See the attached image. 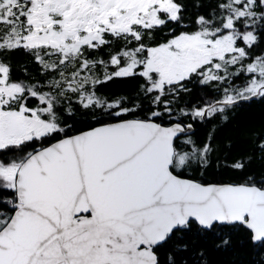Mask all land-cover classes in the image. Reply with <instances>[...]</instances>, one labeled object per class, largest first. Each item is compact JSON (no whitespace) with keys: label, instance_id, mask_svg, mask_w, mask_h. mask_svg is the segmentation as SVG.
Masks as SVG:
<instances>
[{"label":"snow or ice","instance_id":"6c2138e0","mask_svg":"<svg viewBox=\"0 0 264 264\" xmlns=\"http://www.w3.org/2000/svg\"><path fill=\"white\" fill-rule=\"evenodd\" d=\"M17 52L39 78L26 66L13 77L5 57ZM129 78L141 80L134 97L98 94ZM189 85L220 98L181 107ZM253 100L264 101V0H0V264H212L209 248L234 251L241 232L240 247L264 250V177H197L264 164V133L232 161L213 143ZM77 114L116 122L69 135Z\"/></svg>","mask_w":264,"mask_h":264},{"label":"trees","instance_id":"16d2710c","mask_svg":"<svg viewBox=\"0 0 264 264\" xmlns=\"http://www.w3.org/2000/svg\"><path fill=\"white\" fill-rule=\"evenodd\" d=\"M188 14L194 15L195 10L189 5ZM188 17L186 16V20ZM169 27L174 28L175 31L171 35L178 34L182 29L174 25ZM169 38L167 31L158 33L153 41L149 43L155 46L157 43H163ZM22 60L23 64L30 60L29 57L16 54L13 58L14 61ZM29 62V61H28ZM141 80L138 78L129 79H116L108 82L107 84L100 85L98 87V94L103 97L112 100L117 97H134L138 92ZM236 86L243 85V80H236ZM192 89L190 93H182L180 99L176 101L181 107L185 106H201L205 99H217L219 93L204 89L200 86L189 85ZM147 116V109L138 111L136 115L129 114L127 119H144ZM116 122L108 117L103 118H90L77 114V116L67 119V123L72 125V129L68 132L69 135L77 134L81 131H86L94 126H99L100 123ZM165 124L169 121L166 119ZM216 127L215 122H211L207 125L196 124L194 128V139L198 142H204L208 137L209 132ZM264 133V101L253 100L247 102H241L235 111L231 114L229 122L219 127L216 131L215 140L213 143L218 146L219 151L217 155L223 159L227 156L229 161L236 159L237 157L247 155L252 148V134ZM54 141H49L52 143ZM231 143V148H227L226 145ZM31 151V147L28 148ZM249 174H253L256 177H264V164L259 160H255L245 170V172H234L230 169L213 166L207 172V174L200 178L204 183H241L245 177ZM189 176L192 174L189 173ZM244 238V234L236 233L233 235L234 241H236L235 250L231 252H219L209 248V259L212 264H250L251 261L264 257V250L254 249L248 246L240 247L239 242Z\"/></svg>","mask_w":264,"mask_h":264},{"label":"rangeland","instance_id":"374dc122","mask_svg":"<svg viewBox=\"0 0 264 264\" xmlns=\"http://www.w3.org/2000/svg\"><path fill=\"white\" fill-rule=\"evenodd\" d=\"M16 54L24 55L22 52H17L15 54L11 55L10 57H5V60L9 61L12 65L13 77L15 79H26V74L22 71V67L26 66L28 68V72L31 73V75L33 77L39 78L38 74H37V67L34 64H32L31 60H27V62L25 64H23V61L19 60V59H18V61H14L13 58ZM238 87H243V85H238ZM219 98H220V94L217 97V99H219Z\"/></svg>","mask_w":264,"mask_h":264},{"label":"water","instance_id":"95a60500","mask_svg":"<svg viewBox=\"0 0 264 264\" xmlns=\"http://www.w3.org/2000/svg\"><path fill=\"white\" fill-rule=\"evenodd\" d=\"M78 134V133H77Z\"/></svg>","mask_w":264,"mask_h":264}]
</instances>
